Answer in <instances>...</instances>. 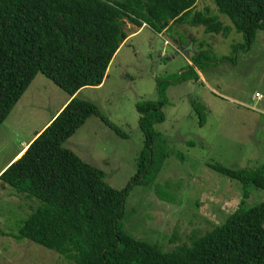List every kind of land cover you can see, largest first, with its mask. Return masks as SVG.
<instances>
[{
  "label": "rangeland",
  "instance_id": "rangeland-1",
  "mask_svg": "<svg viewBox=\"0 0 264 264\" xmlns=\"http://www.w3.org/2000/svg\"><path fill=\"white\" fill-rule=\"evenodd\" d=\"M218 10L212 0H196L161 32L145 24L133 35L138 26L125 18L123 28L131 36L115 52L101 84L82 87L71 97L38 72L0 124V169L64 101L78 97L93 102L122 134L93 114L63 145L121 189L137 173L144 146L137 104L161 102L163 119L150 129L157 134L156 155L166 158L152 182L146 177L131 185L119 226L170 250L189 243L193 232L203 234L223 223L237 209L243 185L210 165L264 168V28L248 44ZM210 15L218 19L213 27L220 23L219 30L203 24ZM194 18L199 25L192 24ZM194 103L204 107L203 125ZM248 190V206L264 199L263 189ZM31 205L0 183V264H74L55 250L9 235Z\"/></svg>",
  "mask_w": 264,
  "mask_h": 264
},
{
  "label": "trees",
  "instance_id": "trees-1",
  "mask_svg": "<svg viewBox=\"0 0 264 264\" xmlns=\"http://www.w3.org/2000/svg\"><path fill=\"white\" fill-rule=\"evenodd\" d=\"M220 13L243 32L250 44L264 28V0H212ZM196 0H0V124L38 72L67 92L101 84L115 52L128 36L125 18L161 32L184 17ZM194 18L193 25H199ZM218 21L203 19L207 30ZM219 32V31H217ZM154 102L137 104L144 146L137 173L121 189L102 170L83 161L63 144L93 115L121 130L91 101L72 97L24 152L0 173V183L32 200L16 240L28 239L55 250L74 264H264V199L248 206L249 187L264 190V168H211L243 185L242 199L227 219L189 243L163 249L119 226L127 191L136 182L157 177L165 155H156L150 129L163 115ZM199 124L204 107L194 103ZM157 108L159 112L157 111ZM181 156V154H179ZM38 201H36V200Z\"/></svg>",
  "mask_w": 264,
  "mask_h": 264
},
{
  "label": "crops",
  "instance_id": "crops-1",
  "mask_svg": "<svg viewBox=\"0 0 264 264\" xmlns=\"http://www.w3.org/2000/svg\"><path fill=\"white\" fill-rule=\"evenodd\" d=\"M171 24V23H170ZM143 25H145V23H143ZM142 25V26H143ZM141 26V27H142ZM141 27H138L137 28V30L136 31H133V33H131V35H133L134 33H136V32H138L139 30H140V28ZM168 27V26H167ZM166 28V27H165ZM164 30V29H163ZM131 35H128L127 37H129V36H131ZM126 37V38H127ZM125 38V39H126ZM69 99H67L66 101H64L63 103H62V105L59 107V109L55 112V114L47 121V123H45V125H43V127L41 128V129H39L38 131H36L35 133L36 134H34V136L31 138V139H29L28 141H26V142H22V145H21V148L12 156V158L7 162V164H9L10 162H12L13 160H15V159H17L23 152H24V150L26 149V147L28 146V144H29V142L39 133V132H41L43 129H44V127L49 123V121L54 117V116H56V114L63 108V106L67 103V101H68ZM19 101V100H18ZM7 164L6 165H4L1 169H0V173L3 171V169L7 166Z\"/></svg>",
  "mask_w": 264,
  "mask_h": 264
},
{
  "label": "water",
  "instance_id": "water-1",
  "mask_svg": "<svg viewBox=\"0 0 264 264\" xmlns=\"http://www.w3.org/2000/svg\"><path fill=\"white\" fill-rule=\"evenodd\" d=\"M36 134V133H35Z\"/></svg>",
  "mask_w": 264,
  "mask_h": 264
}]
</instances>
